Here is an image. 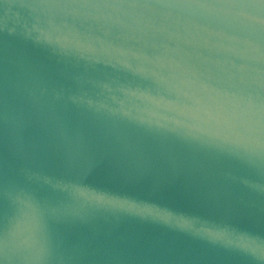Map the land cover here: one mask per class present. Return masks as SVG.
I'll use <instances>...</instances> for the list:
<instances>
[{"label": "water", "instance_id": "1", "mask_svg": "<svg viewBox=\"0 0 264 264\" xmlns=\"http://www.w3.org/2000/svg\"><path fill=\"white\" fill-rule=\"evenodd\" d=\"M0 264H264V0H0Z\"/></svg>", "mask_w": 264, "mask_h": 264}]
</instances>
